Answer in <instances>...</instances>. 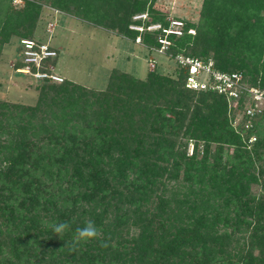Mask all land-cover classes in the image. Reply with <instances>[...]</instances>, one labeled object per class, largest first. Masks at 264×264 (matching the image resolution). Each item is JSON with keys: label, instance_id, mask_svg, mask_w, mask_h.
I'll return each mask as SVG.
<instances>
[{"label": "trees", "instance_id": "16d2710c", "mask_svg": "<svg viewBox=\"0 0 264 264\" xmlns=\"http://www.w3.org/2000/svg\"><path fill=\"white\" fill-rule=\"evenodd\" d=\"M12 1L0 0V57L15 38L14 69L47 5L264 87V0H201L179 33L155 0ZM176 64L142 78L113 67L103 89L42 77L33 104L0 99V264H264V103L234 128L242 95L231 107L190 89ZM88 219L101 238L75 243Z\"/></svg>", "mask_w": 264, "mask_h": 264}, {"label": "rangeland", "instance_id": "374dc122", "mask_svg": "<svg viewBox=\"0 0 264 264\" xmlns=\"http://www.w3.org/2000/svg\"><path fill=\"white\" fill-rule=\"evenodd\" d=\"M12 2L16 6L22 3L19 0ZM200 3L201 0H155L153 6L166 15L169 28L178 32V20L196 21ZM140 16L141 19L146 18L144 14ZM130 27L141 29L139 26ZM155 27L156 25H150L146 29ZM32 40L37 45H46L47 50L53 53L48 56L51 59L40 61L37 68L31 63L30 69L33 65L39 71L47 70V73L55 74L61 79H69L87 88L103 89L113 67L142 78L146 71L151 69L170 74L177 65L175 59L165 53L167 42H160L158 48H148L141 44L138 37L131 41L115 36L107 30L90 26L47 5L41 8L35 37ZM16 45L14 38L5 45L1 53L0 99L33 104L37 77L31 73H22L26 74L24 76L13 73V65L17 60ZM23 49L24 47L22 51ZM230 106L233 107L232 104ZM236 113L235 117H240L241 112ZM190 153L191 143L187 147V154Z\"/></svg>", "mask_w": 264, "mask_h": 264}, {"label": "built area", "instance_id": "2783aa9c", "mask_svg": "<svg viewBox=\"0 0 264 264\" xmlns=\"http://www.w3.org/2000/svg\"><path fill=\"white\" fill-rule=\"evenodd\" d=\"M22 1V0H19ZM168 30H166L167 32ZM176 33H179L176 31ZM187 32L193 33L192 29H188ZM160 42H167L165 39H160ZM20 43L24 49L22 51L24 64L15 68L19 73H31L37 78L48 77L54 81H61V78L55 74L42 72L35 69L31 72L30 64L33 63L37 68L40 61L49 55H52V51L47 50L46 45H37L32 39H22ZM38 47V49H36ZM175 61L181 66H187L188 75L186 77L185 86L198 90V89H210L215 90L216 93L225 96L229 104L235 105V100L242 95L246 105L243 107L241 114L245 116L242 122L243 128L247 129L251 126V119L257 113L262 110L264 103V87L258 88L243 83L242 75L239 72H220L213 68L211 60L203 61L198 58H192L177 54L174 56ZM247 100H251V103H247ZM239 117H234L231 121V125L236 128ZM254 140V136H249L247 142L250 143Z\"/></svg>", "mask_w": 264, "mask_h": 264}, {"label": "clouds", "instance_id": "9594fccd", "mask_svg": "<svg viewBox=\"0 0 264 264\" xmlns=\"http://www.w3.org/2000/svg\"><path fill=\"white\" fill-rule=\"evenodd\" d=\"M54 234L60 236L70 228V224L67 221L59 222L51 225ZM76 237L74 242L79 243L81 241H88L91 239L101 238L102 234L97 228L95 221L88 219L83 227H78L75 230ZM107 244L101 239V247H106Z\"/></svg>", "mask_w": 264, "mask_h": 264}]
</instances>
